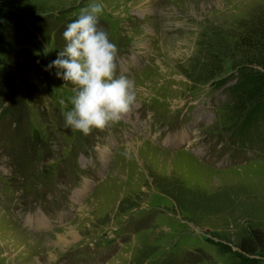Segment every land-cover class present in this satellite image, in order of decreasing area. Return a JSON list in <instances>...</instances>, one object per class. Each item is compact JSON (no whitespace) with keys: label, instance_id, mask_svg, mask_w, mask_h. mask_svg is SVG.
I'll return each instance as SVG.
<instances>
[{"label":"rangeland","instance_id":"rangeland-1","mask_svg":"<svg viewBox=\"0 0 264 264\" xmlns=\"http://www.w3.org/2000/svg\"><path fill=\"white\" fill-rule=\"evenodd\" d=\"M93 2L136 101L86 136L64 126L76 86L44 69ZM0 5L35 23L0 34V264H239L264 232V126L241 130L226 88L262 71L264 0Z\"/></svg>","mask_w":264,"mask_h":264},{"label":"clouds","instance_id":"clouds-1","mask_svg":"<svg viewBox=\"0 0 264 264\" xmlns=\"http://www.w3.org/2000/svg\"><path fill=\"white\" fill-rule=\"evenodd\" d=\"M103 11L98 2L81 8L62 32L63 49L44 69H57L58 79L76 86L67 102L61 100L64 126L86 136L119 122L136 101L134 82L115 75L118 48L98 27Z\"/></svg>","mask_w":264,"mask_h":264},{"label":"trees","instance_id":"trees-1","mask_svg":"<svg viewBox=\"0 0 264 264\" xmlns=\"http://www.w3.org/2000/svg\"><path fill=\"white\" fill-rule=\"evenodd\" d=\"M8 26L14 28L19 34L29 37L34 35L31 30L35 26L34 19L24 18L20 12L0 5V34ZM27 26V27H26ZM262 71L252 73H240L236 76L235 84L226 89L232 96L245 99L241 112V130L246 128L257 132L264 126V64H257ZM228 77L222 80L225 84ZM224 249H228L223 247ZM235 252L239 264H258L264 260V232L253 230L241 238ZM229 250V249H228ZM230 251V250H229Z\"/></svg>","mask_w":264,"mask_h":264},{"label":"bare ground","instance_id":"bare-ground-1","mask_svg":"<svg viewBox=\"0 0 264 264\" xmlns=\"http://www.w3.org/2000/svg\"><path fill=\"white\" fill-rule=\"evenodd\" d=\"M147 2H148V1H147ZM142 3H145L144 5H146V1H143ZM141 6H142V5H141ZM142 15H144V13H143ZM145 47H146V45H145ZM140 48H141V46H140ZM146 48H147V47H146ZM146 48H145V49H146ZM142 49H143V48H142ZM128 112H129V111H128ZM128 112H127V113H128ZM69 234L72 235V236L75 235V233H73V232H72V233L70 232ZM56 240L58 241L59 244L62 243V238H61V236H58V239L56 238ZM53 244H54V246H56V245H55V244H56L55 242H54Z\"/></svg>","mask_w":264,"mask_h":264}]
</instances>
